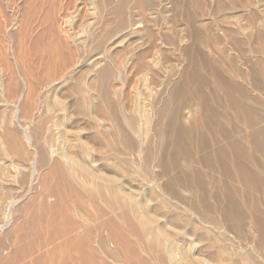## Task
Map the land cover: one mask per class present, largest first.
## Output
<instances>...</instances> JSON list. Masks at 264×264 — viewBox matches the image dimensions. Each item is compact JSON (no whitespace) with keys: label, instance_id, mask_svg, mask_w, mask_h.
I'll use <instances>...</instances> for the list:
<instances>
[{"label":"bare ground","instance_id":"6f19581e","mask_svg":"<svg viewBox=\"0 0 264 264\" xmlns=\"http://www.w3.org/2000/svg\"><path fill=\"white\" fill-rule=\"evenodd\" d=\"M0 264H264V0H0Z\"/></svg>","mask_w":264,"mask_h":264}]
</instances>
